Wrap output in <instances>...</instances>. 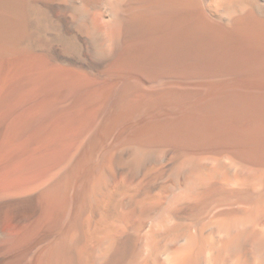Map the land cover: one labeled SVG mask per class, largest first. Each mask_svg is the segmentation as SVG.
I'll use <instances>...</instances> for the list:
<instances>
[{
    "label": "bare ground",
    "instance_id": "bare-ground-1",
    "mask_svg": "<svg viewBox=\"0 0 264 264\" xmlns=\"http://www.w3.org/2000/svg\"><path fill=\"white\" fill-rule=\"evenodd\" d=\"M0 264H264V0H0Z\"/></svg>",
    "mask_w": 264,
    "mask_h": 264
}]
</instances>
